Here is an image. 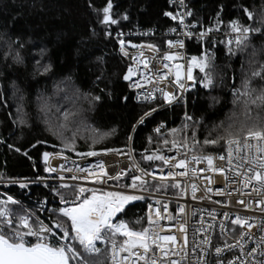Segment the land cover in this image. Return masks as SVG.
I'll use <instances>...</instances> for the list:
<instances>
[{"label": "trees", "instance_id": "trees-1", "mask_svg": "<svg viewBox=\"0 0 264 264\" xmlns=\"http://www.w3.org/2000/svg\"><path fill=\"white\" fill-rule=\"evenodd\" d=\"M107 2L0 0V93L5 97L0 101V177H48L50 173L43 171L45 151L81 156L89 150L125 152L130 145L139 163L153 169L162 162L143 156L164 154L174 140L178 146L185 140L191 145L193 130L196 150L218 152L225 148L223 139L214 145L203 141L223 137L229 127L264 129L262 35L237 44L219 35L191 39L188 51L204 66L197 72L196 91L186 103L144 117L163 103H137L123 80L130 63L120 54L113 34L135 24L161 32L172 26L165 13L174 8L171 0H112L111 16L117 24L106 25L102 9ZM190 5L192 20L205 32L264 31V0H190ZM205 78L211 81L207 87ZM141 117L145 122L138 124ZM63 118L75 125L76 134L62 133ZM158 124L170 132H157ZM72 138L74 148L65 149L63 141ZM131 183L130 176L119 180L122 185ZM52 187L58 193L51 192ZM77 188L34 184L14 191L48 220L62 223L44 208L60 204V195L74 200Z\"/></svg>", "mask_w": 264, "mask_h": 264}, {"label": "snow or ice", "instance_id": "snow-or-ice-1", "mask_svg": "<svg viewBox=\"0 0 264 264\" xmlns=\"http://www.w3.org/2000/svg\"><path fill=\"white\" fill-rule=\"evenodd\" d=\"M112 0H108L107 5L103 7V20L104 24H117V20L111 16ZM166 16L171 15L165 13ZM219 15V14H218ZM127 19V17H123ZM176 19L175 16L172 17ZM181 24H183V18L181 17ZM235 28V26H234ZM244 32H248V28L243 29ZM120 35V34H118ZM191 35V33H188ZM121 45V51L127 55L124 49V41L119 40ZM180 47H183V42L180 40L175 41ZM23 45H21L22 47ZM133 48H139L138 45H132ZM147 47L155 51L154 45H147ZM169 47H172V42H169ZM143 56V52L139 53ZM164 61H170L174 59V54H165L163 57ZM196 61V57L192 58L188 62L187 67V80L193 81V64ZM133 63L136 67L139 66L137 57H133ZM145 69L148 68L149 62L146 60L143 62ZM201 71H204V66L197 65ZM44 70H48V66L44 65ZM136 67L130 66L127 73L124 75V80H130L136 75ZM165 68H168L167 63L164 64ZM159 71V69H157ZM143 78V73H141ZM162 78V77H161ZM175 78H176V91L180 93L179 96L176 92H162L163 103L171 104L174 100L176 104L180 103L183 98V92L187 90V85L181 79L180 65H175ZM206 79L205 87H207L210 80ZM129 87L142 88L139 80L134 84H129ZM5 99L3 93H0V101ZM93 99H99L94 97ZM151 99V94H145V100ZM2 107V104H0ZM155 111V109H152ZM151 112H145L144 117L150 116ZM144 117L137 122L143 124ZM135 128V126H133ZM157 128L156 131L162 130ZM175 132V130H173ZM239 137H243L242 141ZM219 139L224 140V144L227 146V166L228 171L238 179H234L233 183L238 182L243 188H248L250 184H253V192L260 197L256 201L257 207L261 212H264V129H257L255 126L250 128H241L238 131L229 127L225 129L224 136L218 137L217 139L208 138L203 141L204 145H214L218 143ZM131 140V136H129ZM151 140V137L149 138ZM256 141L255 144L250 141ZM2 142V141H0ZM42 143L37 141V144ZM164 144H168V140L163 141ZM65 149L74 148V138L71 140L63 141ZM33 148L36 145L32 146ZM199 147V143L196 141V133L193 130L191 137V147L187 140L180 143L178 146L174 140L171 147L168 149L172 151L176 149L178 156H167L154 152L151 155L143 156L144 160L147 161H161L164 166L169 168L166 175H162L159 180L160 183L155 185H149L148 181L142 179V176L134 175L133 182L125 185L127 188H131L133 193L136 191L148 192L152 190H176L177 197L183 196V190L181 189L180 182L174 180L175 177H184L187 173H191L193 177H196L199 172H220L225 173V167L223 164H214V157L211 154H205L199 152L197 154L189 155L194 153ZM12 148V145H9ZM181 148L185 151L181 153ZM19 151V149H16ZM63 151V150H62ZM61 152L55 153L56 156H61ZM105 153L114 152L115 149H104ZM27 155V153H25ZM53 153L48 151L43 152L42 158L46 162L43 168L44 172H54L55 169L48 166L47 162L49 157ZM82 157H96L99 155L98 152L89 150L86 153H80ZM30 158V157H29ZM131 159V157L129 156ZM220 161L225 160L224 155L218 157ZM235 161V162H234ZM171 162V163H170ZM206 163L207 169L193 168L191 165H200ZM137 171H141L138 165H133ZM99 172L89 171L91 165L85 167H79L78 171L87 172V176L94 178L97 184H102L100 177H106L107 180L116 181V186H119V180L123 173H116L115 175H109L104 170L103 162L100 161L96 165ZM174 169H184L185 171H175ZM144 175L152 176V173L145 172ZM155 180L156 177L152 176ZM46 177H41L37 174L32 180H18L13 183H18L21 188H27L29 183H38L46 180ZM76 179V177H72ZM207 184H211L212 180L205 178ZM229 179L225 176V180ZM172 181V182H169ZM47 186V185H46ZM63 188H67V184L61 185ZM51 192L58 193V189L55 187L50 188ZM204 192H212L213 188L207 187L203 190ZM217 195H224L220 189H216ZM191 192L193 199H196L197 186L191 185ZM90 193V195H89ZM201 199L204 197L201 196ZM55 199V197H54ZM145 197L142 195L128 194L123 191H107L100 192L97 194V190L93 188L78 187L75 193V199L72 201L65 200L63 195H60V204H57L51 209L44 208L49 213L50 218L59 217L62 223L53 222L49 225H44L39 220L33 221V227L29 226V218L27 215L19 216V225L13 227V221L9 219L7 225L0 226V264H100V262L93 261L92 257L96 254L101 253V249L97 247V242L110 245L109 248L105 249V252L110 251L111 253V264H136V262H142V264H192L188 253V242H187V229L185 223H181V217L179 215H173L169 212V204L162 203L161 200L157 199L153 203L148 204L149 213L147 215L148 226L142 227L140 230L131 229L128 224L120 220L119 216L124 215L126 212L125 205L130 202L144 200ZM15 204L16 201L13 197H7V200L2 202ZM243 203V201H240ZM252 201H248L251 204ZM64 205V206H61ZM245 204V207H248ZM43 208L44 206L41 205ZM154 212V215H153ZM177 212L183 214L185 212V206L183 204L177 205ZM214 210L209 212V217L215 220L213 215ZM6 214V209L0 207V217ZM119 214V215H118ZM197 213H192L195 216ZM225 217L229 216V213H224ZM116 217V221L113 220ZM66 218V220L64 219ZM164 220L174 221L178 231L184 237L183 243L179 251L176 250L177 237L174 235H162L165 231L164 225L161 223ZM70 221V227L68 222ZM232 238L236 241L235 245L225 243L223 247L215 246V264H221L222 256L224 252H232L234 248L239 249V255H233L227 264H264V221H257L256 218L239 216L237 215L234 219H231ZM236 226H239L236 228ZM256 226L260 232L259 239H256L255 234L251 229ZM214 227V225L212 226ZM8 230L5 231L4 229ZM25 229L26 231H23ZM247 229V231L245 230ZM57 230L62 235H58ZM194 234L204 233L203 239L199 242H194L191 245L192 252L197 254L195 264H209L208 257L212 255L210 249L211 237L209 233V227L203 223V216H201V225L198 229H193ZM221 235H227L225 228L220 229ZM238 233V235L236 234ZM110 234V235H109ZM120 235L125 237L123 243L117 245L115 237ZM51 237L52 243L48 242V237ZM26 237H36V242L32 243L26 240ZM251 241L255 246H251V250L246 249V245ZM199 251L197 252V250ZM181 252L183 255H181ZM121 253H127V255L121 256ZM135 258L133 260L132 258ZM179 257V259L173 258Z\"/></svg>", "mask_w": 264, "mask_h": 264}, {"label": "built area", "instance_id": "built-area-1", "mask_svg": "<svg viewBox=\"0 0 264 264\" xmlns=\"http://www.w3.org/2000/svg\"><path fill=\"white\" fill-rule=\"evenodd\" d=\"M171 5L174 8L172 11H168L166 13H170L165 17L170 20L172 26L161 32H156L153 29H148L142 27L140 24H135L132 27L119 30L114 32L113 39L118 45L120 54L130 63V66L136 67L133 63V57H137V62L139 64L136 67V75L132 77V79L128 82L129 84H134L137 80H139L142 88L129 87L130 90L134 91L135 98L137 103H150L153 101H161L163 103V95L162 92H176V95L179 96L180 93L176 91V78H175V65H180L181 69V79L187 85V90L183 92V98L180 100L179 104L186 103L190 97V95L196 91L197 89V72L200 69L197 65H201L199 58L188 51V43L191 39L195 38H205L208 36H223L229 42L237 44L243 38L254 36V35H262L264 37V31L257 30H249L248 32L244 31H232L221 34H211L209 32H205L199 28V25L192 20L193 9L190 5V0H171ZM175 16L176 19L172 17ZM181 17L183 18V24H181ZM191 33V35H188ZM120 34V35H118ZM119 40L124 41V49L127 52L125 55L121 51V45ZM180 40L183 42V47H180L179 44H176L175 41ZM172 42V47H169V42ZM154 45L155 51L149 49L147 45ZM132 45H138L139 48H133ZM143 52V56H140L139 53ZM174 54V59L170 61H164L163 57L165 54ZM196 57V61L193 64V81L187 80V67L188 62L192 60V58ZM149 62V66L147 69L144 68L143 62ZM167 63L169 65L168 68L164 67V64ZM159 69V71H157ZM141 73H143V78H141ZM162 77V78H161ZM151 94V99L145 100V94ZM177 105L175 100L171 104H162L160 107L156 108L155 111L161 110L166 107H172ZM155 111H150L154 113ZM185 115L184 118H186ZM162 127L163 134H168L170 130L166 128L163 124H158L154 127L157 128ZM240 139V138H239ZM242 141V139H240ZM250 143L255 144L256 141H250ZM191 147V146H189ZM185 150L181 148V153ZM99 153L96 157H82V156H72L68 153L62 152L61 156H56L53 152V155L49 157V161L47 162L48 166L55 169L54 172H49L50 175L46 177V180H43L38 183H29L28 186L34 184H67L68 186H77V187H86L93 188L97 190V194L100 192L107 191H123L128 194H136L142 195L145 197L144 200L133 201L129 204H142L143 211L142 215L147 223V215L149 213L148 204L153 203L154 201L159 199L162 203L169 204V212L173 215H179L181 217L180 222L185 223L187 229V242H188V253L189 258L192 261V264H195L197 259V254L192 252L191 245L194 242H199L203 239L204 233H199L198 235L194 234L193 229H198L201 225V216H203V223L205 226L209 227V235L211 237V245L212 248L210 251L212 255L208 257L209 264H215V254L214 247L221 246L225 243L235 245L236 241L232 238V232L229 229H232L231 219H234L237 215L246 216L256 218L257 221H264V212L259 210V207L256 205V201L260 199L253 192V184H250L248 188H243L238 182L233 183L235 178L229 171L227 166V146L223 151L218 152H204L205 154H211L217 159H214V164H223L225 167V173L220 172H199L196 177H193L191 173H187L184 177H175L174 180H178L181 185V189L183 190V196L177 197L176 190L171 189L170 192L157 191V190H149L148 192H140L136 191L133 193L131 188L125 187V185L119 184L116 186L113 180H107L106 177H100L102 181H105L102 184H97L94 178H90L87 176V172L78 171L79 167H87L91 165L89 171L99 172L96 165L98 162L102 161L104 165V170L109 175H115L116 173H123L121 178L126 176H130V179L133 182V176L139 175L142 176V179L148 181V183H160L159 178L162 175H166L169 171L167 166L162 165L156 166L153 169H147L142 166L139 161L136 159L132 146L130 145L129 150L125 152H108L97 151ZM199 152L195 150L194 153H189V155L197 154ZM163 155L167 156H177V158H182L178 156L176 149L172 151H165ZM220 155L225 156L224 161H220L218 157ZM131 157V159L129 158ZM235 162V161H234ZM171 163V162H170ZM138 165L141 171H137L133 165ZM193 168L203 167L207 169L206 163L196 165H191ZM175 171H185L184 169H174ZM152 173V176H155L154 180L152 176L144 175V173ZM225 176H228L229 179L226 181ZM72 177H76V179H72ZM211 179L212 183L209 185L206 183V179ZM33 178H20L18 176L13 177H0V207L6 209V214L3 217H0V226L7 225L9 219L13 221V227L19 225L18 217L27 215L29 218V226L33 227V221L39 220L44 225H49L53 223L48 220V218L44 215L43 212H37L34 210L28 203L22 200L14 191V188H21L18 183H13V181L18 180H32ZM172 182V181H169ZM195 184L197 186L196 199H193L191 192V185ZM207 187L213 188L212 192H204L203 190ZM216 189H220L224 192V195H217ZM13 197L16 201L15 204L7 203L4 204L2 202L7 200V197ZM204 198L201 199L200 197ZM243 201V203H240ZM248 201H252L251 204H248ZM183 204L185 206V212L183 214L177 212V205ZM245 204H248V207H245ZM260 207H264V205H260ZM53 207H50V209ZM155 208V205H154ZM214 210L213 215L215 216V220H212L209 217V212ZM197 214L195 216L192 215L193 212ZM229 213L228 217L224 216V213ZM154 215V212H153ZM225 228V232L227 235H221V227ZM164 225L165 231L162 232V235H174L177 237L176 250L179 251L181 245L183 243L184 237L178 231L175 226L174 221L164 220L161 222ZM214 225V227H212ZM239 226H236L238 228ZM134 230H140L136 227H130ZM5 231L8 229L5 228ZM26 231L25 229H22ZM247 231V229H245ZM251 231L255 234L256 239H259L260 232L257 227L254 226ZM58 235H62L58 232ZM238 235V233H236ZM117 237L121 240L117 242V245L123 243V240L126 239L120 235ZM26 240L35 243L36 237H26ZM48 242L51 244V237H48ZM251 246H255L253 242L249 241L248 245H246V249L248 251L251 250ZM110 245L105 244V249L109 248ZM199 249L197 250V252ZM104 261L100 264H111V253L110 251L105 252ZM127 255V253H121V256ZM181 255L183 253L181 252ZM233 255H239V249L234 248L232 252H224L222 256L221 264H227V261L232 258ZM179 259V257H173ZM135 260V258H132ZM136 264H142V262H136Z\"/></svg>", "mask_w": 264, "mask_h": 264}, {"label": "rangeland", "instance_id": "rangeland-1", "mask_svg": "<svg viewBox=\"0 0 264 264\" xmlns=\"http://www.w3.org/2000/svg\"><path fill=\"white\" fill-rule=\"evenodd\" d=\"M62 133L66 135H74L77 133V129L75 128V125L69 120H65L64 118L62 119ZM191 146V145H189ZM97 152V151H96ZM126 212L124 215L119 216L120 220L128 224L129 227H136L138 229H141L142 227H146L147 223L144 219V216L142 215V209L143 205L142 204H128L125 205ZM119 215V214H118ZM113 220L116 221V217H113ZM110 235V234H109ZM117 237V236H116ZM97 247L101 249L100 254H96L95 256L92 257V260L99 261L100 263L104 261L105 258V244L97 242Z\"/></svg>", "mask_w": 264, "mask_h": 264}, {"label": "clouds", "instance_id": "clouds-1", "mask_svg": "<svg viewBox=\"0 0 264 264\" xmlns=\"http://www.w3.org/2000/svg\"><path fill=\"white\" fill-rule=\"evenodd\" d=\"M261 44L264 45V41H262ZM261 93H264V90H262ZM262 122H264V116H262Z\"/></svg>", "mask_w": 264, "mask_h": 264}, {"label": "water", "instance_id": "water-1", "mask_svg": "<svg viewBox=\"0 0 264 264\" xmlns=\"http://www.w3.org/2000/svg\"><path fill=\"white\" fill-rule=\"evenodd\" d=\"M126 73H127V72H126ZM126 73H125V74H126ZM131 79H132V78H131ZM131 79H130V80H131ZM123 80H124V79H123ZM130 80H124V82L128 83Z\"/></svg>", "mask_w": 264, "mask_h": 264}]
</instances>
